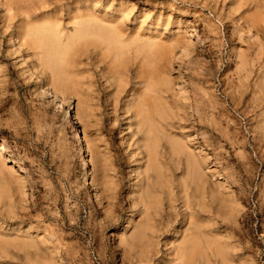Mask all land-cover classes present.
I'll use <instances>...</instances> for the list:
<instances>
[{
	"label": "rangeland",
	"instance_id": "1",
	"mask_svg": "<svg viewBox=\"0 0 264 264\" xmlns=\"http://www.w3.org/2000/svg\"><path fill=\"white\" fill-rule=\"evenodd\" d=\"M181 257L264 264V0H0V264Z\"/></svg>",
	"mask_w": 264,
	"mask_h": 264
},
{
	"label": "bare ground",
	"instance_id": "2",
	"mask_svg": "<svg viewBox=\"0 0 264 264\" xmlns=\"http://www.w3.org/2000/svg\"><path fill=\"white\" fill-rule=\"evenodd\" d=\"M32 15H34V14H32ZM29 16V15H28ZM40 17V15H37L36 17ZM30 17V16H29ZM35 17V16H34ZM34 17H32V18H34ZM35 19H38V18H34V20ZM31 20V19H30ZM39 38H41L40 36L37 38L38 40L36 41L38 44L37 45H39V46H41V47H43V48H49V47H51V45H52V42H50L49 43V41H48V43H45V42H43V41H41ZM66 47V46H65ZM56 53V52H55ZM61 53V52H60ZM63 60V59H62ZM32 94H36V89H35V87H33V89H32ZM33 96V95H32ZM38 96V95H37ZM145 118V117H144ZM76 129V128H75ZM81 141V140H80ZM80 144V143H79ZM180 261H181V263L180 264H188L189 263V261H191V258L190 257H181V258H178ZM224 260V259H223ZM212 262V260H205V264H210ZM224 263L223 264H227L226 263V261L224 260L223 261Z\"/></svg>",
	"mask_w": 264,
	"mask_h": 264
}]
</instances>
